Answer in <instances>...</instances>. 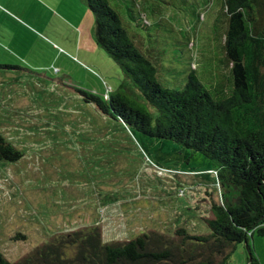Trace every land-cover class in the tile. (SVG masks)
I'll return each instance as SVG.
<instances>
[{
	"label": "rangeland",
	"instance_id": "1",
	"mask_svg": "<svg viewBox=\"0 0 264 264\" xmlns=\"http://www.w3.org/2000/svg\"><path fill=\"white\" fill-rule=\"evenodd\" d=\"M139 2L153 23L142 29L140 42L168 69L161 82L180 87L191 51L200 80L211 92L221 90L227 72L223 0ZM109 3L131 21L122 0ZM12 8L0 25V64L14 67H0V132L22 156L0 160V250L6 258L17 259L56 231L90 223L98 224L104 240L148 228L206 231L201 217L211 216L210 200L220 201L210 160L97 116L74 91L104 95L122 87L140 98L95 43L84 0H16ZM249 240L264 264V235ZM227 264H246L243 242Z\"/></svg>",
	"mask_w": 264,
	"mask_h": 264
},
{
	"label": "trees",
	"instance_id": "2",
	"mask_svg": "<svg viewBox=\"0 0 264 264\" xmlns=\"http://www.w3.org/2000/svg\"><path fill=\"white\" fill-rule=\"evenodd\" d=\"M84 2L93 15L95 43L120 66L140 98L122 87L104 95L75 88L77 96L100 112L97 116L206 156L220 201L210 200L211 216L201 217L207 227L201 233L184 226L148 228L131 238L104 240L98 224H83L50 234L15 260L0 250V264H227L239 242L246 264H260L249 239L264 235V0H223L221 54L227 72L221 90L215 86L213 92L191 65L190 47L180 87L161 82L168 69L155 49L140 42L142 29L153 23L139 10V0H122L130 22L109 0ZM21 156L0 132V160Z\"/></svg>",
	"mask_w": 264,
	"mask_h": 264
},
{
	"label": "crops",
	"instance_id": "3",
	"mask_svg": "<svg viewBox=\"0 0 264 264\" xmlns=\"http://www.w3.org/2000/svg\"><path fill=\"white\" fill-rule=\"evenodd\" d=\"M16 0H0V25L5 21V18L10 16L9 11L13 10L12 4H15Z\"/></svg>",
	"mask_w": 264,
	"mask_h": 264
},
{
	"label": "water",
	"instance_id": "4",
	"mask_svg": "<svg viewBox=\"0 0 264 264\" xmlns=\"http://www.w3.org/2000/svg\"><path fill=\"white\" fill-rule=\"evenodd\" d=\"M215 172V171H214Z\"/></svg>",
	"mask_w": 264,
	"mask_h": 264
}]
</instances>
